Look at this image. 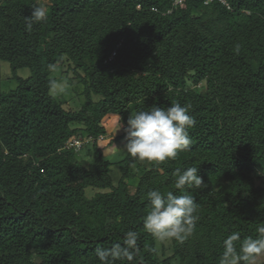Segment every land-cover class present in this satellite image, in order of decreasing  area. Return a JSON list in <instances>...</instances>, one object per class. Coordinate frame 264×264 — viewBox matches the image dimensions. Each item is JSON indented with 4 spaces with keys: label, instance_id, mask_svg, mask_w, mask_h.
Returning <instances> with one entry per match:
<instances>
[{
    "label": "trees",
    "instance_id": "1",
    "mask_svg": "<svg viewBox=\"0 0 264 264\" xmlns=\"http://www.w3.org/2000/svg\"><path fill=\"white\" fill-rule=\"evenodd\" d=\"M178 1L50 0L29 32L36 0H0V62L18 84L0 93V264H100L95 248L129 230L133 264H218L228 234L264 226V0ZM64 57L84 74L77 111L48 91ZM176 102L197 121L189 150L160 164L106 159V117L126 125ZM188 167L209 187L186 189L199 220L170 251L143 229L147 193L183 194L173 173Z\"/></svg>",
    "mask_w": 264,
    "mask_h": 264
},
{
    "label": "clouds",
    "instance_id": "2",
    "mask_svg": "<svg viewBox=\"0 0 264 264\" xmlns=\"http://www.w3.org/2000/svg\"><path fill=\"white\" fill-rule=\"evenodd\" d=\"M49 3L50 0H36L31 6V15L24 17L26 31L31 32L35 24L47 21ZM239 51L240 46L237 45L236 53L239 54ZM49 69L57 70L56 65H49ZM66 88V82L51 80L49 95L62 96ZM190 108V105L176 102L171 103L170 107L153 105L147 110L130 113L126 125L121 122L119 129L125 133L126 140L121 150L133 161L160 164L176 159L193 143L189 130L196 126L197 121L189 114ZM197 173V167H188L183 171L177 169L173 173L175 189L183 194L160 190L147 193L149 211L143 219V229L154 240H175L182 244L192 235L199 220V204L186 189L203 191L209 187ZM256 232L255 237L243 239L239 231L228 234L222 241L218 264H261L264 261V226L257 227ZM138 238V232L129 230L124 234L123 243H112L110 247L97 246L95 257L100 264H116L117 261L133 264L140 254Z\"/></svg>",
    "mask_w": 264,
    "mask_h": 264
},
{
    "label": "rangeland",
    "instance_id": "3",
    "mask_svg": "<svg viewBox=\"0 0 264 264\" xmlns=\"http://www.w3.org/2000/svg\"><path fill=\"white\" fill-rule=\"evenodd\" d=\"M61 72L58 74V81L64 83L66 82L67 88L65 93L62 96H58L57 98L62 101L67 110L77 111L80 110L82 104L85 101V97L83 94L84 85L81 83L80 78L77 76L78 74L84 75L81 70L76 69L75 65L67 58L64 57V64L61 67ZM19 75L23 78H27L30 76V70L24 69L19 72ZM10 65L5 62H0V93L8 92L17 87V82L12 80ZM104 125L107 129V137L102 143H100V148L104 151L105 157L107 160L112 162H119L122 159L129 157L123 149L126 140L121 142L120 144H112L115 136L124 133L123 130H120V117L115 115H109L104 120ZM82 160L89 162L92 160V155L89 153V150H85L82 152ZM131 183L136 184L137 180L131 181ZM90 194L86 197V200L89 201L91 198ZM163 243L168 250L171 251V240L167 242H159V246ZM170 253V252H169ZM261 264H264V261H261Z\"/></svg>",
    "mask_w": 264,
    "mask_h": 264
},
{
    "label": "built area",
    "instance_id": "4",
    "mask_svg": "<svg viewBox=\"0 0 264 264\" xmlns=\"http://www.w3.org/2000/svg\"><path fill=\"white\" fill-rule=\"evenodd\" d=\"M183 0H179L178 3H182ZM72 146L81 147L83 145V142L80 140H73L71 143Z\"/></svg>",
    "mask_w": 264,
    "mask_h": 264
}]
</instances>
